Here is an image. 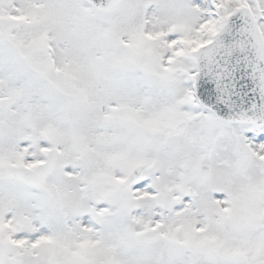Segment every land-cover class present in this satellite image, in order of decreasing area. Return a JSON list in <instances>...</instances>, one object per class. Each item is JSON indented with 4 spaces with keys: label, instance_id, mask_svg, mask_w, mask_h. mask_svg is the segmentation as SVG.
Returning a JSON list of instances; mask_svg holds the SVG:
<instances>
[{
    "label": "snow or ice",
    "instance_id": "6c2138e0",
    "mask_svg": "<svg viewBox=\"0 0 264 264\" xmlns=\"http://www.w3.org/2000/svg\"><path fill=\"white\" fill-rule=\"evenodd\" d=\"M0 264H264V0H0Z\"/></svg>",
    "mask_w": 264,
    "mask_h": 264
}]
</instances>
